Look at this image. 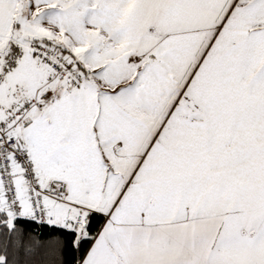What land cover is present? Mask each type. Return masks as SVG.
<instances>
[{"label":"snow or ice","instance_id":"snow-or-ice-1","mask_svg":"<svg viewBox=\"0 0 264 264\" xmlns=\"http://www.w3.org/2000/svg\"><path fill=\"white\" fill-rule=\"evenodd\" d=\"M0 264H264V0H0Z\"/></svg>","mask_w":264,"mask_h":264},{"label":"trees","instance_id":"trees-1","mask_svg":"<svg viewBox=\"0 0 264 264\" xmlns=\"http://www.w3.org/2000/svg\"><path fill=\"white\" fill-rule=\"evenodd\" d=\"M0 241H2V237H0Z\"/></svg>","mask_w":264,"mask_h":264}]
</instances>
